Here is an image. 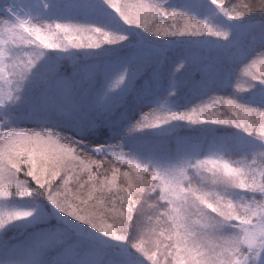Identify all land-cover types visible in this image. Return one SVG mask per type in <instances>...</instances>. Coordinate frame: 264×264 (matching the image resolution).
Segmentation results:
<instances>
[{
  "label": "snow or ice",
  "instance_id": "6c2138e0",
  "mask_svg": "<svg viewBox=\"0 0 264 264\" xmlns=\"http://www.w3.org/2000/svg\"><path fill=\"white\" fill-rule=\"evenodd\" d=\"M0 264H264V0H0Z\"/></svg>",
  "mask_w": 264,
  "mask_h": 264
}]
</instances>
